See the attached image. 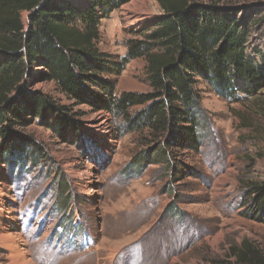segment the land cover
<instances>
[{
	"label": "rangeland",
	"instance_id": "1",
	"mask_svg": "<svg viewBox=\"0 0 264 264\" xmlns=\"http://www.w3.org/2000/svg\"><path fill=\"white\" fill-rule=\"evenodd\" d=\"M162 15L158 1L132 0L101 20L98 49L122 62L128 42ZM247 52L264 64V22L254 27ZM34 72L40 79H30L29 89L78 115L80 133L64 141L33 123L25 131L43 145L45 161L19 171L0 157V264H14L16 247L20 264H212L244 238L264 243V223L250 219L242 205L245 185L264 179V88L230 102L201 81L202 145L185 157L171 156L176 169L182 162L189 169L181 166L172 176L171 167L158 163L128 175L124 168L145 133L130 130L122 116L77 105L40 77L42 67ZM112 80L118 95L152 89L143 57Z\"/></svg>",
	"mask_w": 264,
	"mask_h": 264
},
{
	"label": "trees",
	"instance_id": "2",
	"mask_svg": "<svg viewBox=\"0 0 264 264\" xmlns=\"http://www.w3.org/2000/svg\"><path fill=\"white\" fill-rule=\"evenodd\" d=\"M131 1L89 0L81 6L71 0H0V157L9 168L20 171L30 161H45L43 145L25 131L33 123L64 141L80 133L78 115L47 93L29 89L30 79H40L34 72L38 67L40 77L77 105L122 116L130 130L145 133L124 168L128 175L165 163L175 176L185 164L176 169L171 156L200 149L201 81L230 102L264 88V64L247 52L254 27L264 22L263 16L257 18L264 3L237 7L214 0H156L163 15L142 38L128 42L118 62L98 49L100 23ZM140 57L146 60L151 91L118 95L112 77ZM135 107L140 108L131 112ZM245 186V214L264 223V179ZM212 264H264V243L244 238Z\"/></svg>",
	"mask_w": 264,
	"mask_h": 264
},
{
	"label": "bare ground",
	"instance_id": "3",
	"mask_svg": "<svg viewBox=\"0 0 264 264\" xmlns=\"http://www.w3.org/2000/svg\"><path fill=\"white\" fill-rule=\"evenodd\" d=\"M103 131H104V133H106L105 130H103ZM18 247H19V246H18ZM14 251H15V256L13 257V260H14L13 263H14V264H20L21 262H20V263H19V262H16V258H17V257H16L17 247L15 248ZM22 264H23V263H22Z\"/></svg>",
	"mask_w": 264,
	"mask_h": 264
}]
</instances>
